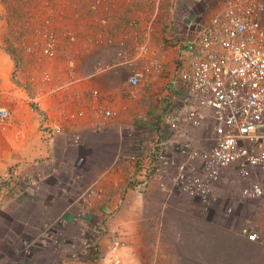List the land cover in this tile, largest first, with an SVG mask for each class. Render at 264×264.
Returning <instances> with one entry per match:
<instances>
[{
  "label": "crops",
  "instance_id": "obj_1",
  "mask_svg": "<svg viewBox=\"0 0 264 264\" xmlns=\"http://www.w3.org/2000/svg\"><path fill=\"white\" fill-rule=\"evenodd\" d=\"M229 1L40 0L38 13L15 15L11 49H0V108L11 113L0 122V264L61 261L67 249L55 250L44 234L61 223L73 241L98 244L96 261L75 264H264V198L244 199L246 183L236 184L234 168L214 189L219 213L208 214L198 198L171 188L170 176L142 184L127 158L155 138H171L163 110L178 58L187 55L192 30ZM50 35L57 48L47 57ZM141 43L149 54L138 59ZM128 58L138 69L154 59L164 68L147 74L133 95L129 66L96 73L98 63ZM56 125L64 134L50 137ZM192 137L208 147L207 131ZM169 153L187 161L172 146ZM12 169L22 175L21 187L4 196ZM91 192L100 196L88 200ZM187 211L199 215H177ZM249 232L259 240L249 241Z\"/></svg>",
  "mask_w": 264,
  "mask_h": 264
},
{
  "label": "built area",
  "instance_id": "obj_2",
  "mask_svg": "<svg viewBox=\"0 0 264 264\" xmlns=\"http://www.w3.org/2000/svg\"><path fill=\"white\" fill-rule=\"evenodd\" d=\"M71 36V35H69ZM57 39L50 35L43 55L52 57ZM138 59L149 54L146 43L138 46ZM186 54L178 58L170 83L171 100L164 106L163 120L170 139L155 138L148 148L133 149L128 161L137 170L142 184L150 179L171 177V188L180 194L196 197L210 209L218 198L215 187L223 175L234 168L246 185L242 197L246 200L264 198V2L260 0H230L226 9L203 28L192 30ZM135 59L122 63H98L96 73L113 70L120 64L131 68L128 78L129 93L133 95L147 74L162 73L163 63L154 59L143 69L134 65ZM110 118V111H104ZM11 113L0 108V122L6 123ZM207 131L208 147L194 142L192 131ZM50 137L64 134L63 127L48 129ZM79 145V138H69ZM173 143V145H170ZM186 157L178 163L169 153ZM138 180V178H137ZM22 182L18 169H12L3 181L4 196L10 189L17 194ZM94 192L88 193V200ZM55 225L45 230L47 243L55 250L66 248L68 254L55 264H75L81 260L98 259V244L68 238ZM249 241L259 240L256 232L246 234ZM93 242V241H92ZM119 243L116 242L115 247ZM25 257L32 256L27 241L21 243Z\"/></svg>",
  "mask_w": 264,
  "mask_h": 264
},
{
  "label": "rangeland",
  "instance_id": "obj_3",
  "mask_svg": "<svg viewBox=\"0 0 264 264\" xmlns=\"http://www.w3.org/2000/svg\"><path fill=\"white\" fill-rule=\"evenodd\" d=\"M263 1L264 0H260ZM42 8L40 0H0V40L2 43H0V49L2 46V49L5 51H8L11 49V37L13 38V34L8 31L9 26L13 24V19L18 18L19 16H15L16 14L23 13V10H35L38 13ZM10 36V38H8ZM10 45V47H9ZM235 174V181L236 184L239 187H243L244 182L240 178L238 172L234 169ZM225 176V175H224ZM223 179V178H222ZM222 182V180H221ZM221 182L219 184H221ZM219 184L217 185V188H219ZM218 196V194H215ZM219 202L216 203L215 206H213L210 209H206L208 214H218L219 208H218ZM177 215H188V216H198L199 214L197 212H189L181 213L177 212ZM199 225V224H197Z\"/></svg>",
  "mask_w": 264,
  "mask_h": 264
}]
</instances>
